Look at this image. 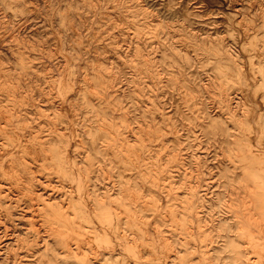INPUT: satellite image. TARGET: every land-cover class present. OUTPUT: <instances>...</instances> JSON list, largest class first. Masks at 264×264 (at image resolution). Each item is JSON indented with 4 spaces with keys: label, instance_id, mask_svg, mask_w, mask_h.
<instances>
[{
    "label": "rangeland",
    "instance_id": "obj_1",
    "mask_svg": "<svg viewBox=\"0 0 264 264\" xmlns=\"http://www.w3.org/2000/svg\"><path fill=\"white\" fill-rule=\"evenodd\" d=\"M0 264H264V0H0Z\"/></svg>",
    "mask_w": 264,
    "mask_h": 264
}]
</instances>
